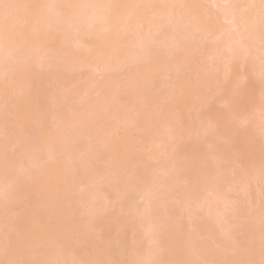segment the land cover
Masks as SVG:
<instances>
[{
	"label": "bare ground",
	"instance_id": "bare-ground-1",
	"mask_svg": "<svg viewBox=\"0 0 264 264\" xmlns=\"http://www.w3.org/2000/svg\"><path fill=\"white\" fill-rule=\"evenodd\" d=\"M203 3L215 9L217 19L202 21ZM0 4L16 6L8 10L7 29L5 10L0 7V83L9 85L16 96L11 109H4L2 93L9 87H0V149H11L10 158L0 151L4 154H0V260L44 257L40 260L57 264L260 260L264 215L252 216L236 201H229L227 193L237 183L246 189L250 180L264 177L262 165L238 173L242 175L230 174V184L227 171L219 167L212 174H202L194 186L190 166H183L177 157L169 166L159 156L146 169L131 166L144 155L131 160L137 155L133 150L138 140L131 139L127 130L149 131L144 150L166 154L167 142L174 139L172 125H158L139 101L167 80L177 82L191 68L188 59L195 54L208 63L225 58L259 66L258 92L264 96L261 0H0ZM216 22L226 29L215 34ZM71 52H75L72 57ZM81 55L84 59L79 60ZM80 68H90L103 79L71 90L72 85L66 87L68 77ZM35 70L49 72L52 82L40 83ZM122 71L123 82L117 75ZM7 79L4 85L2 80ZM198 88L200 92L202 85ZM255 113L252 117L258 120L264 143V102ZM119 130L128 134L126 139L113 140ZM205 130L202 126L198 132ZM102 162L108 164L99 166ZM43 178L45 189L39 185ZM194 187L206 192L192 203L187 193ZM23 189L30 198L22 208L28 233L21 236L22 242L12 241L5 233L7 227L2 228L5 216L22 203L18 198ZM109 208H115L117 215L102 216ZM182 215L189 219L187 226ZM233 228H238L237 233H231ZM207 236L210 244L197 241ZM32 252L48 254L34 258ZM225 253L235 254L227 258Z\"/></svg>",
	"mask_w": 264,
	"mask_h": 264
},
{
	"label": "rangeland",
	"instance_id": "rangeland-1",
	"mask_svg": "<svg viewBox=\"0 0 264 264\" xmlns=\"http://www.w3.org/2000/svg\"><path fill=\"white\" fill-rule=\"evenodd\" d=\"M201 6H203V9H204V13L202 17L203 22H209L211 19L218 18V14H216L215 9H213L211 5H208L207 3H203L201 4ZM214 28H215V34H216V33H220L222 30H225L226 25L223 23L216 22L214 23ZM127 36L130 38H134V36H132L131 34H128ZM209 44L210 43L208 42L206 43V48H207V45L209 46ZM207 52L208 50H204L203 53L207 54ZM73 53L71 54V57L74 56ZM77 55H80V54H77ZM77 55H76V58L78 57ZM82 55H81V58H79V60L84 59L85 57H88V54L86 53L83 55L84 58ZM67 57H70V56H67ZM188 61L191 65L190 66L191 68L189 70H185L183 74L179 77V80L177 82L173 80L171 81L167 80L165 86L148 91L147 93H145L143 99L139 101L140 105H142V103L146 104L145 109H148L147 111L151 114L152 119L156 120L159 123L158 125L166 124V123H170L172 125L173 127L172 135L174 136V139L170 140L169 144L167 142L166 144L167 146H165L166 154L156 155L155 151L151 149L144 150L146 147H148V141L150 139L151 133L149 131L138 132L134 128L133 129L129 128L127 131L129 132L130 135L134 136V137L131 136V139L136 140L135 138H137L138 140L137 143H135V147H134L135 149L133 150L137 155H133L132 156L133 158H131V160H134V159L136 160L137 159L136 157H138V155L139 156L141 154L144 155L142 156V158H140L137 161V163H133L132 161L133 164L131 166H134V164H139L140 166L145 167L144 169H146L148 166L150 165L152 166L154 164V160H155L154 158H156L157 156H159L162 159L161 162L163 161V163H165L166 166H169L172 163V161L176 159L175 157H177L178 158L177 160L179 162L185 163V164H182L183 166L186 165V163L189 164V165L187 164V166H190L189 167L190 168L189 177H191L194 183L192 185L194 186L197 185L195 184V182L198 183L200 181L202 174L203 175L204 173L212 174L213 171L219 167L227 171L228 176H225L227 183L231 182L230 180L232 176L230 174L242 173L244 171H247L248 169H258L257 167L259 165H262V167H264L263 166L264 164V143H262L263 136L260 134V131H259L260 126L258 125V120L252 117V114L255 115L256 114L255 112L257 111L258 107L262 104V102H264V96L260 97L259 92H258L259 66L249 64V63H245V64L242 63L243 64L242 65L241 61L239 60H232L230 62H227L225 58L220 60L218 63L216 62L208 63L207 61L203 62L201 59V56H198V54L197 55L195 54L194 56L189 57ZM38 71L39 70H35V72L39 74L38 78H40V83L42 82L44 84L45 80L50 83L52 82V78H49V74H48L49 72L46 71L47 72L46 73L43 71H40V72ZM208 73H210L211 76L210 78L206 79L205 74H208ZM105 75H110V73L108 72ZM117 75L121 77V81L123 82L125 79V76L123 75V71L118 72ZM13 78H15V76H13ZM68 78H67L68 81L65 80L67 81L66 87L68 84H70L72 86L70 85L68 86L71 87V90H75L78 88L79 89L84 88V86L91 83V81H94V82L99 81L103 79V76L99 75V73L93 71L90 68H80V69L73 71V73H70ZM7 80L6 81L2 80L3 84L4 83L7 84V82H9V80L8 81ZM63 83L65 85V82ZM200 83H204V85ZM0 84H1L0 87L3 88L4 86L2 87V83ZM199 85H202V88H200V92H197L199 89L198 88ZM8 87L9 85H6L4 88L6 89ZM166 93H173V95L175 96L168 97L167 95H165ZM13 95H12V90H10V87L2 93V96H4V99H5L4 109L6 110L11 109L13 100H15L14 98L15 95L14 96ZM202 126L205 127L206 129L205 133L198 132V130H201ZM126 135L128 134H126L124 131L119 130L116 134H114V136L113 135L112 136L114 138L113 140H116V139L123 140V139H126L125 137ZM172 135H168V136H172ZM209 143L211 144L209 145ZM28 148H30V146ZM10 150H11L10 147H6V146L0 149V151L6 153V155L7 153L9 155ZM208 154L210 155V157L208 156ZM211 154H213V156L216 155V157L219 159V160L217 159L219 163L216 162L217 160L215 161L212 159L214 157L211 156ZM12 155L13 154H11V156ZM2 156H4V154H2ZM7 156L5 157L7 158ZM9 158H10V155H9ZM107 164L108 163L105 164L102 162V163H99V166L100 165L105 166ZM106 167L105 169L107 170ZM162 167H165V166L163 165ZM262 171L264 170H261V172ZM238 175H242V174H238ZM263 175H264V172H263ZM125 178H127V176H125ZM43 181H44V178L40 180L39 185H42ZM36 184L34 185L36 186ZM45 185L47 184L45 183ZM188 185H190V183H188ZM42 188H44L43 185H42ZM194 188H195L194 190L191 189V191H188L187 193L189 195V198L192 199V201H190L192 203H194V201L196 200H200V199H197L199 198V196L200 198H203L204 196L203 194L206 192L205 189L201 190L202 188L201 189L196 188V187ZM37 190H38V186H37ZM55 190H58V189H55ZM21 191L22 190L19 191L20 197L18 198V200L21 201L22 203L19 205V207L15 211L5 216L6 224H4V227L2 228V229H4L5 227L8 228V230H6L7 228L5 229V233L7 237H10L12 239V241L13 239H19V238L21 239V236L24 235L25 232L28 233L26 231L27 221L23 222L24 218L26 217H23L22 208H24L27 202H29L28 200L29 196L23 194L25 193V190L22 192ZM49 191H51V189ZM246 191H248L249 193L246 194L245 193ZM64 192H67V191H64ZM81 193L82 191L79 194ZM38 194H40V192ZM79 194L75 193L74 195L75 198L81 199V195ZM227 194H228L229 201H232V200L236 201L239 207H241L245 211L248 210L252 216L260 218L262 215H264V177L258 180L257 179L250 180L248 182V186L246 187V189H243V184L237 183L235 184L234 187L228 190ZM33 197H31V199ZM73 198L74 197L70 199H73ZM111 198L113 197L111 196ZM111 198L109 197V199ZM34 202L37 205L38 203L39 205H41L40 201L39 202L34 201ZM139 206L141 207L142 203H140ZM29 209L34 210V208L30 206H29ZM38 210L36 209V213ZM63 212H66V211H63ZM116 213H117V210L115 208H111V209L109 208L105 211L104 215L102 214V216H105V217L114 216V215H117ZM43 215H45V213ZM39 216L40 218H42L41 215ZM56 216L57 218L59 217L58 215ZM241 216L242 214L238 215V217H241ZM32 217L33 219H35L34 216ZM119 217L122 218L121 216ZM180 219L184 223V225L187 226L189 219L186 218L185 215H182ZM195 219H200V216H197V218L195 217ZM83 221H84L83 223H86L85 220ZM238 221H240V219H238ZM132 222L134 221L132 220ZM77 227H80V226H77ZM64 228H67V227H64ZM110 228H115V226L112 225ZM237 230L238 228H235V229L233 228V232L231 233H234V232L237 233ZM93 233H96V232H93ZM127 233L126 235H128ZM42 234L44 235V232ZM97 234L98 233H96V235ZM2 235L3 237L7 238L6 236H4L5 234H2ZM1 239L3 240V238L0 237V240ZM68 239H72V238L68 237ZM68 239L67 241H69ZM210 239L211 237L209 236L200 237L197 241L203 244H210L211 243ZM22 240L23 239H21V242ZM4 241H7V239ZM36 241H39V240H36ZM40 245H41V242H40ZM210 249L214 251L217 250L216 248L211 247V246H210ZM39 250L40 249H38V251ZM42 254L44 253L38 252L36 253V255H34L32 252L31 255H34V258H37L38 256H41ZM47 254L48 253L45 252V255ZM234 254L235 253H225L224 256H226L227 258H231ZM45 255H42V256H45ZM38 259L39 260L44 259V257L43 258L39 257L36 260ZM206 264H209V263H206Z\"/></svg>",
	"mask_w": 264,
	"mask_h": 264
},
{
	"label": "snow or ice",
	"instance_id": "snow-or-ice-1",
	"mask_svg": "<svg viewBox=\"0 0 264 264\" xmlns=\"http://www.w3.org/2000/svg\"><path fill=\"white\" fill-rule=\"evenodd\" d=\"M0 7H2L5 10V26L7 29V23H8V10L16 7L15 5L10 4H0ZM252 7H255L254 5ZM260 23L262 29H264V0H261L260 4ZM0 264H57V262L53 261H42V260H15V259H5L0 260ZM97 264H103V262H97ZM235 264H264V241H262V247H261V258L259 261H256L254 259L244 260V261H238L235 262Z\"/></svg>",
	"mask_w": 264,
	"mask_h": 264
}]
</instances>
